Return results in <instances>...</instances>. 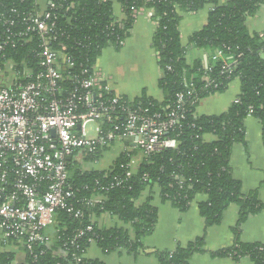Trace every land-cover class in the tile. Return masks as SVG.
I'll use <instances>...</instances> for the list:
<instances>
[{"label": "trees", "instance_id": "1", "mask_svg": "<svg viewBox=\"0 0 264 264\" xmlns=\"http://www.w3.org/2000/svg\"><path fill=\"white\" fill-rule=\"evenodd\" d=\"M219 1L48 0L53 7L47 2L40 9L38 0H0V42L11 35L10 40L15 43L14 48L9 45L4 48L0 54L2 61L12 60L19 68L22 63L35 68L37 43L24 42L18 34L25 31L26 19L43 12L50 14L57 30V42L66 47L65 53L75 73L91 69L105 49L119 51L131 35L135 13L150 11L155 25L151 48L159 70L157 86L163 99L156 101L144 92L134 99L121 96L113 105V113L127 108L159 121L168 120L171 114L179 116L177 124L163 136L174 140L176 148L141 155L135 173L130 164L135 153L139 154L137 150L121 153L107 171L91 170L86 165L97 163L109 147L99 148L93 154L76 155V159L70 160L68 184L73 197L68 199L65 209L55 213L50 244H35L31 253L26 252L22 264H103L86 258L92 243L104 254L118 250L133 254L144 251L143 240L154 231L157 210L151 198L141 206L135 202L154 186L159 188L161 201L170 203L179 212H186L198 195L206 196L197 206L206 228L219 225L231 204L239 207L231 247L207 252L201 237L174 251L153 252L159 264H189L196 254L231 258L235 262L248 258L254 264H264V245L243 244L239 239L242 225L250 216L260 213L264 205L257 190L242 192L230 166L232 147L245 143L247 117L261 124L264 146V33L250 35L245 27L246 17L264 7V0H226L222 5ZM113 2L123 12L121 21L115 16ZM206 5L213 6L207 23L189 38V47L205 52L207 61L188 64V49L182 46L179 32L181 13L195 14ZM2 16L13 21V26L5 25ZM218 51L222 56L215 58ZM235 79L240 81V92L225 113L196 114L201 100L225 92ZM102 94V100L114 98L110 91ZM178 95L183 97L181 102ZM121 122L122 117L111 124L104 123L103 128L113 131L114 124ZM205 135L216 139L207 143L203 139ZM117 183L120 184L117 186ZM96 196L102 198L101 202L91 204ZM101 214L118 217L131 227L132 235L122 228H99L91 219ZM14 260L15 255L10 252L0 254V264H14Z\"/></svg>", "mask_w": 264, "mask_h": 264}, {"label": "built area", "instance_id": "2", "mask_svg": "<svg viewBox=\"0 0 264 264\" xmlns=\"http://www.w3.org/2000/svg\"><path fill=\"white\" fill-rule=\"evenodd\" d=\"M142 13L151 19L150 11H139L135 18ZM2 18L13 26V21ZM26 20L25 31L18 36L37 43L35 68L24 63L19 68L0 58V246L24 254L31 253L35 244H50L48 230L55 224V213L73 197L67 158L93 154L115 142H123V152L137 150L142 156L175 149L177 143L163 136L179 120L171 114L159 121L127 108L114 114L113 105L121 96L102 100V92L110 90L97 61L91 69L75 73L66 47L57 42L50 14L41 12ZM10 39L8 35L0 42V54L8 45L15 47ZM221 56L218 51L215 58ZM182 98L178 95L179 102ZM120 117L122 122L114 124L113 131L103 128ZM92 124L95 138L88 137ZM101 200L96 196L91 204Z\"/></svg>", "mask_w": 264, "mask_h": 264}, {"label": "crops", "instance_id": "3", "mask_svg": "<svg viewBox=\"0 0 264 264\" xmlns=\"http://www.w3.org/2000/svg\"><path fill=\"white\" fill-rule=\"evenodd\" d=\"M114 1V0H113ZM48 0H38L40 9H44ZM226 0H220L222 5ZM212 5H206L195 14L181 13L179 32L181 44L187 48L186 60L188 64L201 60L206 64L207 54L203 51L189 47V38L203 29L212 10ZM116 18L124 19L123 12L118 3L113 2ZM245 27L250 35L264 33V7L245 19ZM155 25L145 14H139L134 21L131 35L127 38L119 51L112 48L105 49L97 59V68L108 77L109 90L118 96L134 99L146 91L147 96L156 101H162L163 96L157 86L159 70L156 57L151 48V39ZM240 81L233 80L227 90L220 94L211 95L201 100L197 106L196 114L200 116H218L225 113L235 101L240 92ZM245 143L236 144L231 150L230 166L232 176L240 182L243 193L257 190L259 199L264 205V146L262 144V127L259 121L251 116L244 121ZM207 143L215 141L213 135L203 137ZM123 153V142L113 143L97 163L99 168H90L96 171H107L115 159ZM142 160L141 154H136L132 159V173L137 172ZM147 198L157 210V223L153 233L143 240L144 251L136 254L118 250L111 254H104L95 244H91L86 251V258L98 260L103 264H159L154 254L155 251H174L184 247L194 240L203 237L204 249L214 252L229 248L234 243L232 228L236 225L239 207L231 204L223 213L219 225L205 227L204 219L198 212V203L206 200V196L198 195L186 212H179L170 203H163L160 199L159 188L145 190L135 202L141 206ZM91 221L101 229L122 228L132 235V229L124 224L118 217L101 214L92 217ZM53 228V227H52ZM52 228L48 233L53 232ZM240 242L243 244L264 245V209L257 215L250 216L241 227ZM10 252L15 255L14 264L24 262V252L20 249L8 247L4 250L0 246V254ZM189 264H254L248 258L238 262L231 258L215 259L209 254H196L191 257Z\"/></svg>", "mask_w": 264, "mask_h": 264}, {"label": "rangeland", "instance_id": "4", "mask_svg": "<svg viewBox=\"0 0 264 264\" xmlns=\"http://www.w3.org/2000/svg\"><path fill=\"white\" fill-rule=\"evenodd\" d=\"M144 93L147 94L146 91H144ZM87 129H88V137L95 138L96 135H95V132H94V125L93 124L89 125ZM100 164L101 163H95V164H91V165L88 164L86 166L96 169V168H99Z\"/></svg>", "mask_w": 264, "mask_h": 264}, {"label": "water", "instance_id": "5", "mask_svg": "<svg viewBox=\"0 0 264 264\" xmlns=\"http://www.w3.org/2000/svg\"><path fill=\"white\" fill-rule=\"evenodd\" d=\"M71 158H67V161H70Z\"/></svg>", "mask_w": 264, "mask_h": 264}]
</instances>
